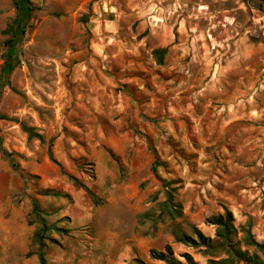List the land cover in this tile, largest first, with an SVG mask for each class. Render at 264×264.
Segmentation results:
<instances>
[{"label":"rangeland","instance_id":"obj_1","mask_svg":"<svg viewBox=\"0 0 264 264\" xmlns=\"http://www.w3.org/2000/svg\"><path fill=\"white\" fill-rule=\"evenodd\" d=\"M31 1L18 60L2 79L16 11L0 0V149L25 196L41 194L49 175L77 187L75 176L96 194L87 193L95 225L86 238L53 233L47 264H167L152 257L167 246L182 264L185 255L255 264L216 237L212 219L225 207L235 247L264 263L245 243L247 233L264 243V0ZM156 49H166L162 65ZM41 202L54 222L65 208L80 214L73 233L91 221L82 203ZM194 229L208 247L177 242L197 238ZM22 258L6 264L40 263Z\"/></svg>","mask_w":264,"mask_h":264},{"label":"crops","instance_id":"obj_2","mask_svg":"<svg viewBox=\"0 0 264 264\" xmlns=\"http://www.w3.org/2000/svg\"><path fill=\"white\" fill-rule=\"evenodd\" d=\"M109 23H113V21ZM53 171L56 172L54 169ZM37 172L39 176H42V173ZM51 177L52 175L47 176L48 179L44 177L41 182L43 188L41 194L39 193L37 196H25L26 184L21 171L13 166L11 160L5 155L4 150L0 149V252H2V255H5L3 260L0 261L2 262L1 264L12 261V257L16 260L18 257L19 259H23L22 255L26 259L30 253H34L35 255L38 251L35 235L44 223L51 228L54 226L58 230H66L67 233L63 234L66 239L73 236V238H80L78 240H84L87 236V227L95 225L94 215L89 212L90 206L87 203V192L81 188L67 184V182H63V185L59 186L54 185L55 181H52ZM47 191L54 194L59 193L60 196L56 197L68 198L71 204H83L84 212H89L91 221L86 226L80 228L82 229L81 233H73L74 230L68 226V223H72L77 217H80V214L71 212V209L65 208L56 222L49 219L48 215L53 210L49 209V207H44L42 205L43 202H41L43 196H52L50 194L45 195ZM52 231L53 233H57L54 229ZM95 231L97 230L95 229ZM122 244L124 247V243ZM48 248L49 244L46 252ZM127 249L125 247V251Z\"/></svg>","mask_w":264,"mask_h":264},{"label":"trees","instance_id":"obj_3","mask_svg":"<svg viewBox=\"0 0 264 264\" xmlns=\"http://www.w3.org/2000/svg\"><path fill=\"white\" fill-rule=\"evenodd\" d=\"M14 8L16 11V15L14 20L11 24L7 26V28L4 31L5 35H9L10 37L5 40L4 45L8 49V55L7 59L4 62V66L1 71V78L5 79L8 78L10 75V72L13 70L15 66V62L18 60V53L19 48L24 43V38L27 32V29L30 27V19L33 12V6L31 0H13ZM166 53V49H156L153 51V55L155 57L156 62L159 65L163 64L164 55ZM6 117L0 115V121L5 120ZM5 155L10 157L9 153H6L4 151ZM49 157L53 162H56L53 156V153L50 149L49 151ZM18 170V169H17ZM70 180L75 183V185L78 188H81L85 190L88 195L95 200L96 194L88 189L83 183L79 181V179L75 176H69ZM168 187V186H167ZM173 190V189H172ZM168 190L166 192L167 194V200H171L170 191ZM52 195V196H60L59 193H49L48 191L45 192V195ZM173 208V207H172ZM225 213L215 216L212 219V223L216 226V237L219 239L220 243L223 246H226L228 249L231 250L232 253L236 254L237 256L243 257L246 261L254 262L255 264H264L262 261H260L257 257V255L249 256L247 252H242L238 248L235 247L234 243V237L237 234V230L234 226V216L233 213L227 209L224 208ZM173 211H178V207L174 206ZM56 230V232L62 237L63 234H66L67 231L63 229H59L56 227H48L45 223L42 225V227L37 231L35 235V241L38 244V251L36 254L39 255V264H47L46 261V249L48 247V244L50 242H53L55 239L52 237L53 231ZM196 237L193 238L190 236H187L183 234L182 236L178 237L177 242L182 243L184 245H189L193 247H199V246H206L208 247L210 244V240L205 237L200 231L197 229H194ZM245 243L248 246H254L259 251H261L264 254V243H256L251 235L247 233ZM34 253H30L29 257L33 256ZM152 257L156 260L163 261L167 264H182L180 261H178L174 257V253L172 251L171 246H167L164 253H158L153 252ZM185 261L186 264H194L193 259L189 255H185ZM227 261L224 262H211V264H226ZM134 264H144L141 260L135 259Z\"/></svg>","mask_w":264,"mask_h":264}]
</instances>
